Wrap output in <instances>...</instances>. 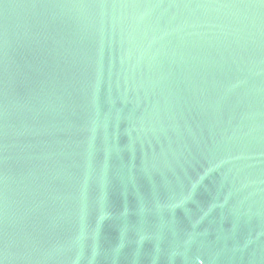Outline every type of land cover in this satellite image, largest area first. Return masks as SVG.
I'll list each match as a JSON object with an SVG mask.
<instances>
[{"label": "water", "instance_id": "obj_1", "mask_svg": "<svg viewBox=\"0 0 264 264\" xmlns=\"http://www.w3.org/2000/svg\"><path fill=\"white\" fill-rule=\"evenodd\" d=\"M0 264H264V0H0Z\"/></svg>", "mask_w": 264, "mask_h": 264}]
</instances>
